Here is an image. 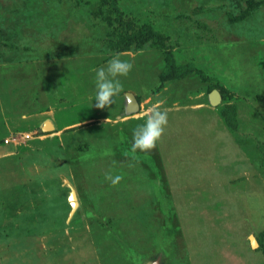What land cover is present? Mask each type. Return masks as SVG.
<instances>
[{
	"label": "rangeland",
	"instance_id": "obj_1",
	"mask_svg": "<svg viewBox=\"0 0 264 264\" xmlns=\"http://www.w3.org/2000/svg\"><path fill=\"white\" fill-rule=\"evenodd\" d=\"M155 262L264 264V0H0V264Z\"/></svg>",
	"mask_w": 264,
	"mask_h": 264
},
{
	"label": "clouds",
	"instance_id": "obj_2",
	"mask_svg": "<svg viewBox=\"0 0 264 264\" xmlns=\"http://www.w3.org/2000/svg\"><path fill=\"white\" fill-rule=\"evenodd\" d=\"M133 65L127 61L114 56L107 63L106 67H101L96 71V96L94 107L98 109L111 108L115 103V98L123 90L120 77H127L132 71ZM153 104L148 110L144 124L138 125L133 130L131 152H149L157 147V143L162 140L165 129L168 125V112L160 110V104ZM105 179L115 187L123 180L122 175L113 176L111 172L105 175Z\"/></svg>",
	"mask_w": 264,
	"mask_h": 264
},
{
	"label": "water",
	"instance_id": "obj_3",
	"mask_svg": "<svg viewBox=\"0 0 264 264\" xmlns=\"http://www.w3.org/2000/svg\"><path fill=\"white\" fill-rule=\"evenodd\" d=\"M127 111L129 112H137L140 110V103L137 98V96L133 92H127ZM223 100L222 93L219 89L214 88L210 93H209V101L213 105L219 104ZM55 130V126L51 121H47L45 125L39 129L40 132H52ZM257 243V242H256ZM153 264H158V262H155Z\"/></svg>",
	"mask_w": 264,
	"mask_h": 264
},
{
	"label": "bare ground",
	"instance_id": "obj_4",
	"mask_svg": "<svg viewBox=\"0 0 264 264\" xmlns=\"http://www.w3.org/2000/svg\"><path fill=\"white\" fill-rule=\"evenodd\" d=\"M71 199H72L73 209L75 211V209L78 207V201H77L78 199H77V195L75 192H73ZM252 239H253V243L256 244L255 238H252Z\"/></svg>",
	"mask_w": 264,
	"mask_h": 264
},
{
	"label": "crops",
	"instance_id": "obj_5",
	"mask_svg": "<svg viewBox=\"0 0 264 264\" xmlns=\"http://www.w3.org/2000/svg\"><path fill=\"white\" fill-rule=\"evenodd\" d=\"M46 122H47V121H46ZM46 122H45V123H46ZM51 122H52V121H51ZM45 123H44V125H45ZM52 123H53V122H52ZM53 124H54V123H53ZM44 125H43V126H44ZM54 126H55V125H54ZM52 132H53V131H52ZM44 133H45V132H44ZM48 133H49V132H48Z\"/></svg>",
	"mask_w": 264,
	"mask_h": 264
}]
</instances>
